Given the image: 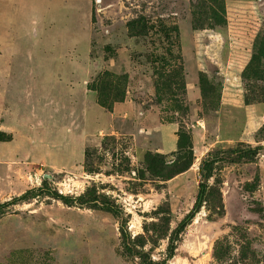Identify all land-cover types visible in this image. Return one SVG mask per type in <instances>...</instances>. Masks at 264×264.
<instances>
[{
    "label": "rangeland",
    "instance_id": "1",
    "mask_svg": "<svg viewBox=\"0 0 264 264\" xmlns=\"http://www.w3.org/2000/svg\"><path fill=\"white\" fill-rule=\"evenodd\" d=\"M130 21L145 26L142 35H131ZM85 29L87 112L99 99L111 110L130 100L139 115L115 120L118 136L88 118L85 128L81 98L66 103L46 53L31 54L29 37L2 48L11 69L2 71L7 83L0 76L9 89L0 126L15 133L0 130V205L26 198L0 207V264H217L223 239L233 264H252L240 259L245 237L264 263V0H88ZM187 86L201 98L189 102ZM167 123L179 126V150L163 156L157 129ZM189 138L199 158L188 175H175L192 160L186 146L180 153ZM248 148L263 149L252 162L215 165L206 202L167 261L202 162ZM156 156L165 163L155 166L160 178L146 162ZM92 193L115 215L54 196L89 201ZM122 233L142 259L125 251Z\"/></svg>",
    "mask_w": 264,
    "mask_h": 264
},
{
    "label": "crops",
    "instance_id": "2",
    "mask_svg": "<svg viewBox=\"0 0 264 264\" xmlns=\"http://www.w3.org/2000/svg\"><path fill=\"white\" fill-rule=\"evenodd\" d=\"M87 2L88 0H0V56L5 45L14 47L29 37L31 54L46 53L49 67L53 70L52 79L55 83H63L62 85L65 86L66 103L70 104L71 97L73 100L76 98L77 101L81 98L85 128L88 118V123L92 122L96 127L95 130L101 129V134L104 131L109 135L118 136L119 132L114 126V121H135L139 113L130 100L115 104L111 112L95 105L89 106L91 109L87 112L85 101ZM9 40H11L10 44ZM70 54H77V56L74 55L71 58ZM17 66L20 70L26 68V65L22 63ZM34 66L37 70L39 63ZM9 69L11 68L8 65L0 62V76L4 77L5 83H7V75L2 71ZM186 90L189 102L201 98L198 87L187 86ZM8 92L6 84L4 90L0 87V101L7 97ZM0 116L2 117V112ZM3 116L6 117L4 113ZM8 128L0 126L2 132L15 133ZM178 130V124H160L157 129L159 146L155 148L159 154L170 156L177 152ZM140 132L143 133V131ZM192 144L194 158L197 156L199 158L200 149L196 141L194 140ZM83 157L85 158V153ZM188 172L189 170L179 176H186Z\"/></svg>",
    "mask_w": 264,
    "mask_h": 264
},
{
    "label": "trees",
    "instance_id": "3",
    "mask_svg": "<svg viewBox=\"0 0 264 264\" xmlns=\"http://www.w3.org/2000/svg\"><path fill=\"white\" fill-rule=\"evenodd\" d=\"M127 28L128 31L131 32L132 36H137L136 32L137 30H139V36L142 35L145 26L144 25H139L138 21H130L129 23H127ZM263 43H264V39H263ZM118 101L113 102L116 103ZM98 103L100 104L101 107L106 108L108 112H111V105L108 104L107 101H104L102 99L98 100ZM187 147V149L189 150V152L192 153V160L191 162L188 164V166L183 167L182 169H179L177 171V173H175V175H180L186 171H188L190 169V167L193 164L194 161V155H193V144L191 139H188V143L185 144L183 142V144L181 145V152H183V150L185 149L184 147ZM263 148H256L254 150H252L251 148H248L247 150H235V151H230L229 152V156L226 157V155H223L221 157H217L216 155H210L205 161L202 162L201 167H200V175H201V183L199 184V189H198V194L194 203V206L192 207V209L188 212L187 215H185V217L183 218V220L178 224V226L176 227V229L173 232V237L171 239V245L169 248V255L167 257V261L172 259L174 256V252L176 250V246L179 242V238L182 235V233L184 232V230L186 229V227L192 222V220L195 218V216L200 212L203 204L206 202V194H207V182L213 178V171H214V167L216 164L219 163H223V162H228V163H236V161H245V162H252L253 160L256 159V157L258 156V153L260 150H262ZM179 150V140H178V149ZM147 162V167L149 168V172L154 175L156 178H160L162 176H159L155 173L154 169L155 166H161L162 168L163 165L165 164L163 162V160L161 158H159V156H156L155 158H147L146 159ZM176 162H174L173 164H171L172 167L176 168ZM165 166V165H164ZM26 195H23L21 198L19 199H13L10 202L4 203L2 205H0V207H7V206H11V205H15L16 203L25 200ZM55 198H58L60 200H62L64 203L69 204V205H75L78 207H85L87 206V204L91 203V208H97L98 204L106 207V211L115 215L113 208L109 206L108 203L102 201L99 202L98 198L96 197L95 193H92L91 195L88 196L89 201H85L83 196L77 197V198H65V197H60L57 195ZM122 240H123V248L125 249V251L133 256V257H138V258H143L145 256L144 251H141L140 253L135 251L134 248V242H132L129 238H126L124 240V235L122 233ZM245 240L248 241L247 243V255L248 256H244V255H240V259L244 260V261H249L252 262V264H261L263 262H261L259 260L258 254L255 251V249L252 248L251 245V241L249 239V237H245ZM213 257L214 260L217 262V264H233V250L231 249V246L229 245V243L227 242L226 239L223 240H218L216 241L215 245H214V249H213ZM143 264H159V263H153L152 261H148V263L143 262ZM264 264V263H263Z\"/></svg>",
    "mask_w": 264,
    "mask_h": 264
}]
</instances>
